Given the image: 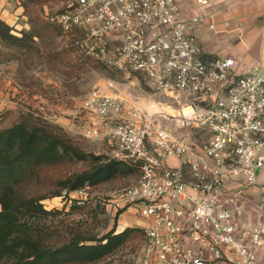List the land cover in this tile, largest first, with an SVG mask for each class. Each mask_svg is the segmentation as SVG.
<instances>
[{"label": "built area", "instance_id": "built-area-1", "mask_svg": "<svg viewBox=\"0 0 264 264\" xmlns=\"http://www.w3.org/2000/svg\"><path fill=\"white\" fill-rule=\"evenodd\" d=\"M56 1L49 20L81 55L111 71L141 76L178 110L172 129L162 121L167 115L93 90L73 117L86 138L107 144V156L141 172L135 185L103 204L112 221L131 208L147 221L137 264H258L264 191L256 222L246 224L238 217L243 189L230 191L228 182L252 187L264 169L260 67L240 73L234 57L205 58L195 32L213 16L183 0ZM196 4L210 6L209 0ZM186 129L205 135L199 151ZM172 158L187 171L168 166ZM90 193L86 187L63 197L69 206L84 207L92 204Z\"/></svg>", "mask_w": 264, "mask_h": 264}, {"label": "trees", "instance_id": "trees-1", "mask_svg": "<svg viewBox=\"0 0 264 264\" xmlns=\"http://www.w3.org/2000/svg\"><path fill=\"white\" fill-rule=\"evenodd\" d=\"M29 17L30 31H18L0 17V66L19 60L18 52L36 50V40L49 31H61L39 16ZM6 117L0 112V264H100L126 248H141L145 233L139 227L95 233L85 223L88 204L71 206L69 212L86 216L77 222L69 221L71 213L43 204L65 192L123 182L137 174L135 167L86 151L63 128L31 112L3 126ZM99 208L93 210L98 218Z\"/></svg>", "mask_w": 264, "mask_h": 264}, {"label": "rangeland", "instance_id": "rangeland-1", "mask_svg": "<svg viewBox=\"0 0 264 264\" xmlns=\"http://www.w3.org/2000/svg\"><path fill=\"white\" fill-rule=\"evenodd\" d=\"M56 3H58L56 0H8V4L2 5L5 11L4 19L18 31L31 28L29 15L32 18L39 16L53 23L48 15L50 9L56 7ZM218 4L222 2L213 1L208 9L215 19L218 11L221 12L220 6L217 7ZM19 8L21 9L18 10ZM26 8L29 14H24ZM46 32H48L47 29ZM46 37L43 40H36L38 45L36 50L27 54L18 52L19 60L0 66V88L7 87L8 91L11 89L19 91L14 96H12L13 92L10 93L8 98L0 96V112L7 113L3 126H8L17 115L30 112L52 125L60 126L53 118V114H57L55 108L71 109L75 114L90 92L100 90L106 95L122 97L138 109L167 115L166 119H162L163 123L172 129L176 128L177 107L152 91L141 76L111 71L81 55L75 42L66 41L60 29L52 30V34ZM5 52L11 53V50H5ZM45 103L51 108L54 106L53 110H49ZM65 131L86 151L97 155H108L109 150L104 141L91 140ZM185 131L192 133L191 143L201 146L205 138L204 134L201 132L195 134L193 129ZM135 169L137 174L125 181L91 191L88 199L92 204H88L86 209L90 217L85 223H90L88 227L99 236L110 231L116 223V220L112 221L110 218L109 207L106 208L103 204H108L116 192L133 186L139 181L141 172L138 168L135 167ZM43 204L48 210L59 209L65 213H71L69 211L72 209L68 199L63 196L46 200ZM97 207H101L99 210L103 211L99 218L93 212ZM81 219L86 218H81L80 212L75 210L71 213L69 221L77 222ZM140 252V246L129 247L114 253L100 264H137Z\"/></svg>", "mask_w": 264, "mask_h": 264}, {"label": "crops", "instance_id": "crops-1", "mask_svg": "<svg viewBox=\"0 0 264 264\" xmlns=\"http://www.w3.org/2000/svg\"><path fill=\"white\" fill-rule=\"evenodd\" d=\"M183 1L191 10L209 12L213 16L212 22L200 26L195 32L201 41L205 58L234 57L237 60V70L240 73L252 65H258L261 73L264 74V0H209L210 3L213 1L222 2L217 5V7L220 6L221 12L218 11L216 19L213 13L208 10L209 7L198 6L196 0ZM5 3L8 4V0H0V17L2 19L5 17L2 5ZM7 23L13 26L9 22ZM211 24H213L212 28H210ZM10 93L14 96L19 91L17 89L8 91L7 87L0 88V96L8 98ZM45 106L49 110L54 108V106L49 107L46 103ZM55 112L57 114H53V118L58 125L71 134L84 136L85 128L73 119V110L55 108ZM194 133L197 134L196 131ZM190 134L192 136V133ZM192 144L195 151H199V145ZM168 166L187 171L186 165L176 158L169 159ZM228 188L230 191L243 189L238 217L246 224L255 223L257 220L256 204L264 191V169L260 171L256 185L249 187L242 181L236 180L229 181ZM146 225L147 221L137 214L135 208H131L118 217L112 229L116 228L117 233H120L127 228L139 227L143 229ZM236 259L229 254V260L236 261ZM258 264H264V247L258 252Z\"/></svg>", "mask_w": 264, "mask_h": 264}, {"label": "bare ground", "instance_id": "bare-ground-1", "mask_svg": "<svg viewBox=\"0 0 264 264\" xmlns=\"http://www.w3.org/2000/svg\"><path fill=\"white\" fill-rule=\"evenodd\" d=\"M171 110V109H170ZM171 112H173V110L171 111ZM184 113L185 114H188V113H190V110L189 109H186L185 111H184ZM174 115V114H173Z\"/></svg>", "mask_w": 264, "mask_h": 264}]
</instances>
